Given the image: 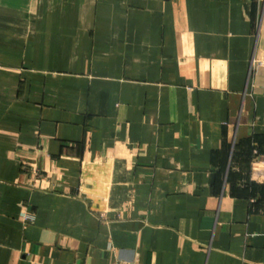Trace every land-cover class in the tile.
<instances>
[{
    "label": "crops",
    "instance_id": "crops-1",
    "mask_svg": "<svg viewBox=\"0 0 264 264\" xmlns=\"http://www.w3.org/2000/svg\"><path fill=\"white\" fill-rule=\"evenodd\" d=\"M0 264H264V0H0Z\"/></svg>",
    "mask_w": 264,
    "mask_h": 264
},
{
    "label": "built area",
    "instance_id": "built-area-1",
    "mask_svg": "<svg viewBox=\"0 0 264 264\" xmlns=\"http://www.w3.org/2000/svg\"><path fill=\"white\" fill-rule=\"evenodd\" d=\"M258 157H255L253 160H252V165L256 162V161H258ZM32 218L29 216V215H26V214H23V220L24 221H29V220H31Z\"/></svg>",
    "mask_w": 264,
    "mask_h": 264
}]
</instances>
